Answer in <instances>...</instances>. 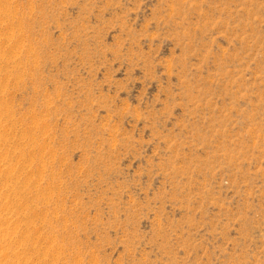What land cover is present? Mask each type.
<instances>
[{
  "label": "rangeland",
  "instance_id": "rangeland-1",
  "mask_svg": "<svg viewBox=\"0 0 264 264\" xmlns=\"http://www.w3.org/2000/svg\"><path fill=\"white\" fill-rule=\"evenodd\" d=\"M0 264H264V0H0Z\"/></svg>",
  "mask_w": 264,
  "mask_h": 264
}]
</instances>
